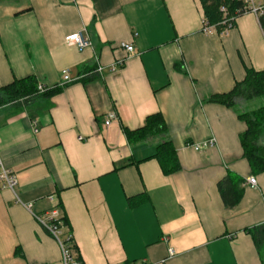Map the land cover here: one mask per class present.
<instances>
[{
    "label": "crops",
    "instance_id": "obj_1",
    "mask_svg": "<svg viewBox=\"0 0 264 264\" xmlns=\"http://www.w3.org/2000/svg\"><path fill=\"white\" fill-rule=\"evenodd\" d=\"M79 31L91 48L65 43ZM96 60L101 73L79 80ZM250 69L264 71V30L252 13L223 36L204 30L199 0H0V88L27 78L60 88L0 107V158L23 203L0 186V264H62L34 216L51 210L67 221L83 264H264L249 232L264 225V173L244 157L239 119L264 97L233 108L209 102ZM155 114L167 137L130 143L125 131ZM164 140L180 166L168 174L155 157ZM229 175L234 208L218 189Z\"/></svg>",
    "mask_w": 264,
    "mask_h": 264
},
{
    "label": "trees",
    "instance_id": "obj_2",
    "mask_svg": "<svg viewBox=\"0 0 264 264\" xmlns=\"http://www.w3.org/2000/svg\"><path fill=\"white\" fill-rule=\"evenodd\" d=\"M204 12V27H214L218 32L226 25L224 22L236 24L238 18L246 14L248 4L245 0H199ZM259 22L264 30V15L259 17ZM60 91V88H48L40 86L31 78L15 81L12 84L0 88V107L6 103L17 106L30 105L41 96H51ZM264 97V71L247 70L244 81L237 83L232 91L218 94L210 98L209 102L233 108L237 101H252ZM239 119L245 122L247 130L241 137L244 157L248 160L253 172L264 173V106L239 115ZM130 143L143 141L147 138L167 137L168 128L160 114L149 116L145 125L135 131L126 130ZM155 157L159 161L164 173H172L179 170L177 152L170 140H164L157 146ZM236 178L230 175L218 184L223 203L227 208H234L238 203ZM64 223L68 226L67 221ZM257 247L260 248L264 240V225L250 230ZM73 249L76 247L73 242ZM76 254V252H75ZM80 259L79 256H76Z\"/></svg>",
    "mask_w": 264,
    "mask_h": 264
},
{
    "label": "built area",
    "instance_id": "obj_3",
    "mask_svg": "<svg viewBox=\"0 0 264 264\" xmlns=\"http://www.w3.org/2000/svg\"><path fill=\"white\" fill-rule=\"evenodd\" d=\"M248 4L247 13H252L257 17L264 15V7L256 6L253 3V0H245ZM226 27L219 32V34L226 36L229 32L234 28V24L230 22H224ZM215 29L214 27H204V30L208 32L209 30ZM65 43L70 46H75L79 50H84L86 48H91L92 43L88 37H85L82 31L76 32L74 34H70L66 36ZM120 47L125 50L127 53H134L133 45L121 44ZM96 70L90 73H86L80 76L79 80L92 78L95 73H101L103 67L99 63V60H96ZM64 82H72L73 80L70 78L69 71L64 70L62 72ZM110 121L106 122V125H109ZM215 143L214 139L207 140L203 144L194 145L193 148L195 151H199L201 149L209 148L213 146ZM248 185L251 188L257 187V182L254 177L248 179ZM0 186L4 190H10L16 197L17 201L23 204L17 195V187L18 180L17 176L8 169L3 161L0 158ZM28 210H31L32 205L26 206ZM36 221L45 228V230L49 233V235L55 240L61 250V262L62 264H83L79 259H77L75 250L73 249V237L72 234L67 231V226L64 223L62 216L59 214L58 210H51L45 214L34 215ZM175 255V251L169 250V258H172ZM137 264V263H131ZM144 264V263H142Z\"/></svg>",
    "mask_w": 264,
    "mask_h": 264
},
{
    "label": "rangeland",
    "instance_id": "obj_4",
    "mask_svg": "<svg viewBox=\"0 0 264 264\" xmlns=\"http://www.w3.org/2000/svg\"><path fill=\"white\" fill-rule=\"evenodd\" d=\"M264 141V140H263ZM261 253L264 255V243H261L260 245Z\"/></svg>",
    "mask_w": 264,
    "mask_h": 264
}]
</instances>
